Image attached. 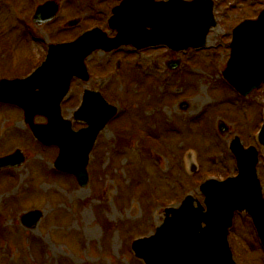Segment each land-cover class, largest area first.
<instances>
[{"label":"rangeland","instance_id":"1","mask_svg":"<svg viewBox=\"0 0 264 264\" xmlns=\"http://www.w3.org/2000/svg\"><path fill=\"white\" fill-rule=\"evenodd\" d=\"M43 1L0 0V76L34 68L49 42L70 39L93 25L107 30L109 10L99 8L112 0H59L56 17L36 25L31 15ZM215 2L218 26L210 30L206 49L182 53L157 46L140 53L122 47L86 59L90 79L73 80L72 97L61 104L64 115L78 105L83 86L101 91L118 108L90 151L86 186L53 168L57 147L41 145L22 112L0 103V157L17 147L24 155L19 166L0 169V264H142L130 241L160 223L164 202L176 204L187 191L202 200L197 187L203 178L236 173L228 149L234 134L245 146L258 148L264 195V148L256 138L264 118V82L241 96L221 75L231 29L255 17L264 0ZM74 17L80 21L66 26ZM176 58L181 66L168 70L166 61ZM36 121L46 119L38 115ZM218 121L225 123V132L219 133ZM120 131L128 134L129 146L119 144ZM29 209L41 212L33 227L21 221ZM228 240L238 264H264L247 214H235Z\"/></svg>","mask_w":264,"mask_h":264},{"label":"water","instance_id":"2","mask_svg":"<svg viewBox=\"0 0 264 264\" xmlns=\"http://www.w3.org/2000/svg\"><path fill=\"white\" fill-rule=\"evenodd\" d=\"M57 10L58 4L48 0L36 8L33 21L40 24L51 20ZM113 11L110 25L117 29L115 37L109 38L95 28L73 42L50 44L46 59L29 77L0 80V100L21 106L34 136L45 144L58 145L54 166L73 173L81 186L88 181L86 164L96 135L116 111L98 92L87 90L73 116L85 119L88 127L74 131L70 120L62 117L60 101L70 79H87L84 58L96 48L110 50L128 43L139 47L166 44L175 50L201 47L209 28L216 24L212 0H123ZM76 22L74 19L68 24ZM230 46L223 74L246 93L264 78V9L258 19L243 21L233 29ZM178 65V61L170 63L171 68ZM35 114L45 115L47 123H34ZM219 127L225 130L224 124ZM259 139L264 143V125ZM230 148L240 174L201 184L206 210L199 202L194 206L193 196L187 195L178 208L165 210L166 216L154 234L132 242L135 254L145 264H236L226 237L235 210H245L252 216L264 245V199L255 174L256 151L252 146L244 149L238 137L231 141ZM23 160L17 149L0 158V168L18 166ZM40 216L41 212L34 210L23 215L22 220L34 226Z\"/></svg>","mask_w":264,"mask_h":264}]
</instances>
